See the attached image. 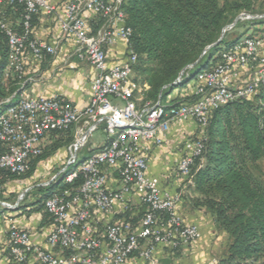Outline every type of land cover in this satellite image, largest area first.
<instances>
[{"label": "built area", "instance_id": "2783aa9c", "mask_svg": "<svg viewBox=\"0 0 264 264\" xmlns=\"http://www.w3.org/2000/svg\"><path fill=\"white\" fill-rule=\"evenodd\" d=\"M4 1L0 0V31L8 44L6 74H16L24 87L37 81L25 74V55L42 63L57 54L55 46L32 37L33 18L40 12L51 14L55 8L46 0H9L25 10L18 29L1 13ZM122 4L123 0H69L59 20L63 36L74 42L75 55L97 71L85 109L59 97L24 94L15 103L16 94L0 103L6 105L0 112V171L25 174L31 160L42 155V142L49 134L71 131L67 162L51 183L59 177L65 184L83 179L77 189L55 191L44 201L53 224L47 248L33 244L26 230L11 225L6 249L11 264H126L135 256L159 264L155 259L159 247L177 252L200 239L199 228L176 214L180 194L163 191L159 181L147 175L149 144L162 145L174 124L191 122L204 129L212 111L258 94L264 86V11L238 13L222 29L219 41L224 42L240 24L250 25L245 36L234 38L216 53L209 70L192 77L191 71L213 47L209 46L195 66L184 69L174 82H188L191 93L184 101L167 104L162 93L156 102L147 101L149 86L136 79L138 56L128 47L131 31ZM86 11L104 21L95 34L83 17ZM117 42L127 45L128 58L110 67L106 49ZM100 127L104 146L79 162L80 150ZM203 141V137L193 138L183 144L177 173L188 186L193 184L192 166L202 154ZM23 197L15 205L0 201V207L15 211ZM116 207L122 219L105 222ZM134 207L139 210L135 222Z\"/></svg>", "mask_w": 264, "mask_h": 264}, {"label": "trees", "instance_id": "16d2710c", "mask_svg": "<svg viewBox=\"0 0 264 264\" xmlns=\"http://www.w3.org/2000/svg\"><path fill=\"white\" fill-rule=\"evenodd\" d=\"M255 3L256 0H123L125 25L131 31L128 47L138 56L136 79L149 86L146 100L156 102L161 93L165 100L175 91L176 98H187L191 93L188 82L174 85L180 73L213 46L194 68H198L196 74L209 70L220 50L222 42L215 44L222 29L241 11L255 10ZM1 13L9 21L10 14H14L19 29L25 10L5 0ZM7 66L8 44L0 31V103L16 94L12 100L15 103L30 84L23 87V80L16 74L7 75ZM165 87L167 90H163ZM5 108L0 106V112ZM202 137L204 146L193 162L190 188L195 195L194 206L213 215L216 228L228 237L224 253L215 264H264V185L256 175L258 162L264 159V86L252 98L212 111L207 126L195 139ZM48 139L52 145L31 160L25 174L0 171L1 199L7 183L34 175L41 162L67 147L73 137L68 131L49 134ZM82 182L79 177L73 184H65L59 177L38 188L36 202L27 211L44 212L43 203L51 193L75 190ZM44 216L49 215L44 212Z\"/></svg>", "mask_w": 264, "mask_h": 264}, {"label": "crops", "instance_id": "0c3cea01", "mask_svg": "<svg viewBox=\"0 0 264 264\" xmlns=\"http://www.w3.org/2000/svg\"><path fill=\"white\" fill-rule=\"evenodd\" d=\"M69 0H46L55 8L51 14L40 12L34 18L32 37L46 42L57 48V54L46 57L42 63L32 59L30 54L24 58L26 76L37 77V81L29 85L23 92L25 97H59L69 102L74 107L83 110L87 107L91 97V84L97 75V71L86 61L80 60L75 55V45L71 38L64 37L59 20L63 15L65 4ZM10 22L18 26L14 14H10ZM83 17L92 32L95 34L102 26V20L90 11H86ZM101 21V22H100ZM101 23V24H100ZM128 48L123 42H117L106 49L107 62L110 67L122 65L128 58ZM175 91L164 100L167 104L183 101L186 98H176ZM179 100V101H177ZM194 123H179L171 126L162 145L149 144L150 151L147 155V175L159 181L163 191L170 194H180L181 201L177 205L176 214L188 225L199 228L200 239L186 248L190 251V264H215L227 244V235L218 230L213 215L202 208L194 206L192 202L195 195L185 182V179L177 173V167L183 155V144L187 138L195 134ZM52 145L48 137L42 142V154L46 148ZM62 150L67 157L66 147ZM56 152V153H57ZM55 153V154H56ZM264 164V159L258 162V168ZM22 182L21 180L7 183ZM6 185V186H7ZM30 208L23 209L22 206L15 211H4L0 209V264H11L7 252L8 232L11 225L26 230L31 236L33 244L47 248L46 238L53 229L50 217H45L44 212H28ZM28 210V211H27ZM4 211V212H3ZM138 209L134 207V222L138 220ZM7 212V215L5 214ZM123 217L121 209L116 207L114 212L104 217L105 222H117ZM172 251L165 247H159L155 259L159 264H167ZM161 262V263H160ZM126 264H149L137 256L131 258Z\"/></svg>", "mask_w": 264, "mask_h": 264}, {"label": "rangeland", "instance_id": "374dc122", "mask_svg": "<svg viewBox=\"0 0 264 264\" xmlns=\"http://www.w3.org/2000/svg\"><path fill=\"white\" fill-rule=\"evenodd\" d=\"M256 11H264V0H256L255 3ZM249 24H240L238 27L229 34L227 39L221 43L220 49L229 45L234 38H240L245 36L247 30L249 29ZM198 68L191 71L192 76L196 74ZM114 104L121 106L120 102H114ZM200 128L195 126V134L187 139H193L196 135L200 133ZM105 144V134L103 132L102 127H100L96 132H94L88 139V143L86 147L80 150L78 154V161L81 162L84 159L90 157L97 151H99ZM63 151L60 150L56 154H54L51 158L46 161L41 162L38 165V169L34 175L27 179H22V182L11 183L5 187V195L3 199L0 198L1 202H8L10 204L15 205L19 200L20 196L23 194L24 197L20 201V207L23 209L30 208L34 202H36L35 190L38 188H44L51 184L54 181V178L59 175V172L64 168L68 156L64 157ZM256 175L261 179L264 185V164L261 168H258ZM19 207V208H20ZM18 208V209H19ZM1 210H4L0 207ZM7 211V210H4ZM3 211V212H4ZM7 215V212L5 213ZM190 248V247H189ZM188 249V248H187ZM186 248L177 252H173L170 256L167 264H190L195 259L192 258V254L190 251L186 252ZM224 253V252H223ZM161 263V262H160ZM165 264V263H163Z\"/></svg>", "mask_w": 264, "mask_h": 264}, {"label": "water", "instance_id": "95a60500", "mask_svg": "<svg viewBox=\"0 0 264 264\" xmlns=\"http://www.w3.org/2000/svg\"><path fill=\"white\" fill-rule=\"evenodd\" d=\"M220 41L218 40V42L215 45H219ZM195 66V64H193V67Z\"/></svg>", "mask_w": 264, "mask_h": 264}]
</instances>
